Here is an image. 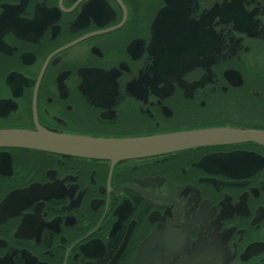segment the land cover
I'll return each mask as SVG.
<instances>
[{
  "label": "flooded vegetation",
  "instance_id": "1",
  "mask_svg": "<svg viewBox=\"0 0 264 264\" xmlns=\"http://www.w3.org/2000/svg\"><path fill=\"white\" fill-rule=\"evenodd\" d=\"M38 127L264 132V0H0V129ZM155 233L159 264H264V146L0 148V264H135Z\"/></svg>",
  "mask_w": 264,
  "mask_h": 264
},
{
  "label": "water",
  "instance_id": "2",
  "mask_svg": "<svg viewBox=\"0 0 264 264\" xmlns=\"http://www.w3.org/2000/svg\"><path fill=\"white\" fill-rule=\"evenodd\" d=\"M253 143L264 146V132L204 128L123 139L89 138L35 130L0 129V148L33 150L70 158L107 162L111 166L209 147ZM158 233L140 247L135 264L158 262L151 249L161 246ZM149 251V255L146 253ZM156 256V255H155ZM159 264V262L157 263Z\"/></svg>",
  "mask_w": 264,
  "mask_h": 264
}]
</instances>
